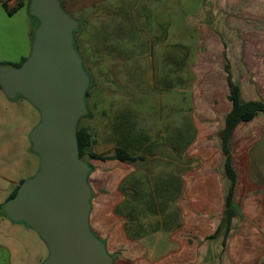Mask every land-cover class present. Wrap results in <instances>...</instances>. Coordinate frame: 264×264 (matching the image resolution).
Here are the masks:
<instances>
[{
    "label": "crops",
    "instance_id": "crops-1",
    "mask_svg": "<svg viewBox=\"0 0 264 264\" xmlns=\"http://www.w3.org/2000/svg\"><path fill=\"white\" fill-rule=\"evenodd\" d=\"M24 7L28 8L27 4L18 10ZM194 9L185 12L187 27L198 34L187 89L193 98L194 142L180 152V159L166 156L168 171L177 173L181 181L180 194L173 201L179 210L177 221L170 223L167 214V227L161 224L153 229L150 220L138 214L143 165L140 149L118 146L135 157L128 161L113 156L115 146L108 153L92 149L112 155L89 161V182L90 226L109 252L117 254L113 264H264V181L253 178L250 159L251 148L264 138V112L239 121L230 134L231 165L236 173V215L230 220L225 213L232 180L222 138L233 108L230 78L244 100L264 103L263 60L258 65L260 72H234L233 55L225 47L244 44L264 48V0H204ZM250 51L246 49L248 55L257 50ZM34 122L19 114L3 124L7 126L5 135L14 134V138L0 144V206L39 168L40 159L29 137ZM93 143L98 145L95 139ZM156 157L165 158L162 154ZM0 247L8 254L7 264H41L48 256L45 242L33 228L1 212Z\"/></svg>",
    "mask_w": 264,
    "mask_h": 264
},
{
    "label": "rangeland",
    "instance_id": "rangeland-1",
    "mask_svg": "<svg viewBox=\"0 0 264 264\" xmlns=\"http://www.w3.org/2000/svg\"><path fill=\"white\" fill-rule=\"evenodd\" d=\"M203 2L62 0L64 9L80 22L75 43L91 77L89 112L78 127H88L98 144H91L90 149L95 147L105 153L112 152L114 146L140 149L142 189L137 211L150 220L148 224L153 229L161 224L167 227V214L170 223L179 218L173 201L180 194L181 181L177 173L168 171L166 156L180 159V152L194 142L195 129L190 119L193 98L187 89L198 34L187 27L185 12L199 9ZM33 30V17L27 7L10 15L0 4V64L16 65L29 56ZM225 47L233 55L234 72H260L264 48L244 44ZM247 48L257 51L248 55ZM0 92L2 144L14 138V134L5 135L7 126L3 125L12 117L20 114L34 119V127L41 115L26 98H9L3 90ZM156 154H162L164 160ZM84 158L92 159L88 154ZM250 159L253 178L264 181V138L251 148ZM176 170L179 171L177 166ZM7 260V252L0 247V264H7Z\"/></svg>",
    "mask_w": 264,
    "mask_h": 264
},
{
    "label": "water",
    "instance_id": "water-1",
    "mask_svg": "<svg viewBox=\"0 0 264 264\" xmlns=\"http://www.w3.org/2000/svg\"><path fill=\"white\" fill-rule=\"evenodd\" d=\"M28 8L37 20L31 52L20 65L0 64V86L39 110L29 137L40 165L4 203V213L40 235L48 249L41 264H113L117 254L90 226L92 167L79 149L91 85L75 43L80 22L62 0H30Z\"/></svg>",
    "mask_w": 264,
    "mask_h": 264
},
{
    "label": "trees",
    "instance_id": "trees-1",
    "mask_svg": "<svg viewBox=\"0 0 264 264\" xmlns=\"http://www.w3.org/2000/svg\"><path fill=\"white\" fill-rule=\"evenodd\" d=\"M29 2L30 0L27 2L25 0H15V4L10 5L9 0H0V3L3 5V7L6 9V11L9 14L15 13L20 7L24 6L25 4H27V6L29 7ZM36 23H37V20L35 17H33V29ZM24 60L25 58H23L22 61L16 65H20ZM230 88L231 89H230L229 98L233 103V108L231 112L227 115L226 129L222 134L223 148H224V151L228 155L227 161H226V167H227L228 175L232 180V185L230 187V192L227 198L226 213H225L226 218L229 220L231 217L236 215V208L234 206V200H233L236 173L231 165V157H230V149H229L230 134L233 131L235 125L239 121L250 120L253 117H255L257 113L264 112V103L260 100H249V101L244 100L242 98L239 86L236 83H234L231 78H230ZM78 141H79L80 156L82 158H84L86 154H88L91 158H98L102 160L108 159L112 156L109 154L97 153V152H94L92 149H90L93 139H92V134L89 128L86 126L78 127ZM113 156L117 157L120 160H124V161L125 160L127 161L135 160V157L130 156L124 149L119 148V147L116 148ZM16 192H17V189L12 193L10 197L14 196ZM0 212L2 214L4 213V204L0 206Z\"/></svg>",
    "mask_w": 264,
    "mask_h": 264
}]
</instances>
